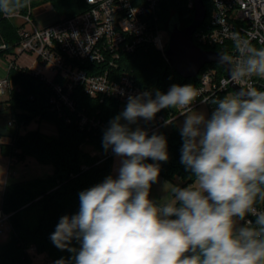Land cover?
<instances>
[{
	"label": "clouds",
	"instance_id": "1",
	"mask_svg": "<svg viewBox=\"0 0 264 264\" xmlns=\"http://www.w3.org/2000/svg\"><path fill=\"white\" fill-rule=\"evenodd\" d=\"M27 3L0 0V13L11 17ZM239 53L228 82L264 78V49ZM196 96L190 84L128 96L102 140L120 158L118 174L81 191L79 211L60 218L50 239L73 255L55 264H264V211L255 207L264 201V90L224 96L210 118L191 107ZM176 108L185 109L181 163L194 183L161 203L150 199L159 164L146 160L166 162L167 140L130 125Z\"/></svg>",
	"mask_w": 264,
	"mask_h": 264
},
{
	"label": "built area",
	"instance_id": "2",
	"mask_svg": "<svg viewBox=\"0 0 264 264\" xmlns=\"http://www.w3.org/2000/svg\"><path fill=\"white\" fill-rule=\"evenodd\" d=\"M163 0H86L88 8L71 16L59 15L52 23L40 24L34 17V6L28 0L27 9L6 17L0 13V21L7 18L14 23L18 39L9 43L0 27V57L8 63V70L0 76V102L10 106L13 91L21 90L12 82L10 70H25L39 76L52 89L49 104L52 110L66 116L76 112L73 96L76 87L93 98L127 100L128 96L145 91H155L139 86L132 71L121 67L122 57L137 48L153 45L167 60L165 31L170 21H162L158 15ZM208 16L194 33L196 43L202 48L213 46L228 55L234 63L239 59L240 46L264 49V0H209ZM188 7H195V0H187ZM169 41V40H168ZM207 49V48H204ZM217 51V50H216ZM34 60L38 68L21 64V57ZM231 63V67H233ZM217 64L218 66H214ZM196 83L190 84L197 92L191 107L207 104L212 114L216 101L233 85L247 88L249 85L264 90V78L251 77L247 82H228V70L219 63L203 65ZM193 78V77H192ZM169 86L163 93H166ZM185 109H163L151 121H145L148 135L174 124ZM81 128H103L105 122L96 115L77 111ZM171 123L166 124V121ZM9 125H16V119ZM23 126V125H22ZM114 155L111 149L98 162ZM255 207L264 211V201ZM254 220V217H247ZM243 224V222L241 221ZM11 227L10 214L0 210V231ZM28 251L36 252L30 245ZM52 264V262H51Z\"/></svg>",
	"mask_w": 264,
	"mask_h": 264
},
{
	"label": "trees",
	"instance_id": "3",
	"mask_svg": "<svg viewBox=\"0 0 264 264\" xmlns=\"http://www.w3.org/2000/svg\"><path fill=\"white\" fill-rule=\"evenodd\" d=\"M34 7L50 1L59 15L71 16L88 8L86 0H30ZM207 6V16L210 1L204 0ZM28 5V3H27ZM27 9V6L22 8ZM158 15L162 21L176 18L180 25L193 20L194 9L188 7L187 0H163L159 4ZM184 25V26H185ZM0 27L3 37L14 43L18 39L16 26L7 18H2ZM194 41L196 39L194 38ZM208 49V46H204ZM213 50L220 51L217 46ZM218 66L217 64H213ZM132 71L136 83L147 89L164 92L173 84L196 83L197 77L184 78L177 73L153 45L139 47L135 52L122 57L121 67ZM9 76L13 83L19 84L21 90L13 91L10 99V110L16 119V131L8 142H0L3 154H8L17 160H25L34 156L39 161L53 162V173L47 177H35L8 183L3 194L2 209L10 214L11 238L0 244V264H34L28 251L30 245L36 247L38 253H46L52 264L63 258L70 261L72 253L58 249L50 239L62 216L74 215L79 211V193L103 180L111 172L112 156L98 162L107 151L102 146L103 134L109 127V122L117 115L121 100L117 98L90 97L83 87L74 90L77 111L88 115H96L105 122L103 128H81L77 113L67 111L66 116L52 110L49 98L51 86L39 76L25 70H10ZM224 93L219 100L224 98ZM38 122L47 119L58 126L57 136H46L40 128L26 129L20 132L21 125H28L33 120ZM167 129V130H165ZM149 134H161L167 140L169 159L146 163H158L160 173L167 178L181 175L188 181L194 177L185 170L181 163V147L183 140L180 127L175 122L170 127ZM85 145L93 146L88 151ZM259 201V200H258ZM73 247H79L73 241Z\"/></svg>",
	"mask_w": 264,
	"mask_h": 264
},
{
	"label": "rangeland",
	"instance_id": "4",
	"mask_svg": "<svg viewBox=\"0 0 264 264\" xmlns=\"http://www.w3.org/2000/svg\"><path fill=\"white\" fill-rule=\"evenodd\" d=\"M50 1L43 2L39 4L36 7L37 12L41 13H50L51 12V7L48 4ZM182 25L184 26L185 23L183 22ZM169 40V32L168 30L165 31V41L168 42ZM21 64L24 65H30L33 68H38V65L34 62L33 59L28 58V57H21L20 58ZM8 70V63L3 57H0V76L7 72ZM236 91L233 87L229 88L228 91L225 92L224 96L229 95V94H234ZM127 100H121V102L118 105V110H117V115L120 114L125 106H126ZM194 111L204 113L206 117L210 118V108L207 104H202L194 108ZM116 115V116H117ZM13 120L12 112L10 108L7 106L6 103L0 102V124L4 126H8V128L15 132L16 131V125H9V121ZM184 121V116L180 117L177 119L176 123L177 125L181 128L182 124ZM122 123H125V121H122ZM41 128L42 129H47V126L52 128V126L48 123H45V121L41 122ZM39 127V122L37 120H33L30 122V124L26 125H21L20 126V132L23 133L26 131V129H35ZM130 127L135 130V128L139 127L142 129H146L144 119L141 118L137 121L136 124L130 125ZM167 130V129H165ZM11 137H6L0 135V140H11ZM1 144V143H0ZM85 149L88 151H95L93 146L91 145H85ZM97 152V151H95ZM0 153L4 156L3 161L0 162V180H2V183H0V206H2V201H3V192H4V187L7 185V183H11L13 181H19V180H24V179H30V178H35V177H44L47 175H51L54 170V164L53 162H42L39 161L36 157L34 156H29L27 160L24 161H17L15 157H11L8 154H3L1 151V145H0ZM98 153V152H97ZM100 154V152L98 153ZM1 156V155H0ZM14 159L15 163H11L9 160ZM120 164V158L114 155L111 160V172L112 176L115 177L117 176V169ZM15 172V173H14ZM194 180L188 181V179H185L181 175H175L174 178H167L165 177L162 173H159L157 182L153 183L150 189V199L157 201V202H167L168 199L171 198V193L172 189L175 186H180V187H185L188 184H193ZM3 210V209H2ZM242 225V223L240 222ZM11 231L12 228H7L4 232L0 231V244L7 242L11 238ZM31 256H33L36 252L29 251ZM43 257H37V263L36 264H47L46 261L42 259Z\"/></svg>",
	"mask_w": 264,
	"mask_h": 264
},
{
	"label": "water",
	"instance_id": "5",
	"mask_svg": "<svg viewBox=\"0 0 264 264\" xmlns=\"http://www.w3.org/2000/svg\"><path fill=\"white\" fill-rule=\"evenodd\" d=\"M207 14L204 0H195L193 20L181 26L174 17L169 22V41L166 50L169 65L184 78L195 77L206 63H219L225 66L230 76L232 67L228 55L219 51L204 49L194 41V33L202 25ZM235 91L242 88L233 85ZM244 88V87H243ZM0 135L12 137L13 131L0 124Z\"/></svg>",
	"mask_w": 264,
	"mask_h": 264
},
{
	"label": "crops",
	"instance_id": "6",
	"mask_svg": "<svg viewBox=\"0 0 264 264\" xmlns=\"http://www.w3.org/2000/svg\"><path fill=\"white\" fill-rule=\"evenodd\" d=\"M48 4L50 5L51 7V12L50 13H41V12H37L36 11V7L34 8V17L36 18V20L40 23V24H43V25H46V24H49V23H52L53 21H55L57 19V17L59 16V14L57 13V11L55 10V8L53 7V4L51 2H48ZM42 121H45V123H48L52 126V128L48 127L47 126V129H42L41 128V122ZM39 122V128L41 130V132L46 135V136H57L58 135V126L56 125L55 122L53 121H50V120H47V119H44ZM9 140H0V142H8ZM0 162L3 161V155L0 153ZM29 158V156L25 159L27 160ZM17 161H24V160H17L16 159V162ZM10 162V165L11 163H15L14 159H10L9 160ZM15 173V172H14ZM49 176V175H47ZM47 176H44V177H47ZM8 184V183H7ZM7 186V185H6ZM6 186L4 187V191L6 189ZM4 194V192H3ZM3 202V201H2ZM0 210H2V206H0ZM37 257H43L42 259L44 261H46L47 264H51V261L50 259L48 258L47 254L46 253H35L33 256H32V259H33V263L36 264L37 263Z\"/></svg>",
	"mask_w": 264,
	"mask_h": 264
}]
</instances>
